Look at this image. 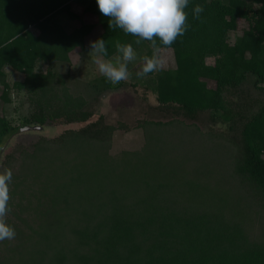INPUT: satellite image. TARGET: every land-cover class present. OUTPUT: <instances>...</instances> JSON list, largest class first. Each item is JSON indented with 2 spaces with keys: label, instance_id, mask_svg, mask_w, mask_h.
Returning <instances> with one entry per match:
<instances>
[{
  "label": "trees",
  "instance_id": "1",
  "mask_svg": "<svg viewBox=\"0 0 264 264\" xmlns=\"http://www.w3.org/2000/svg\"><path fill=\"white\" fill-rule=\"evenodd\" d=\"M69 1L0 0V102H10L12 89L24 90L33 107L18 126L0 116V146L30 125L93 116L83 97L53 86L51 69L35 72L39 62H67L96 27L93 41L107 42L106 59L117 40L138 45L137 37L109 28L96 0H78L95 24L70 12ZM196 5L204 8L200 20ZM64 11L79 27L63 28L56 16ZM185 11V34L160 45L171 50L175 67L157 72L152 90L176 114L192 121L205 114L225 132L178 120L145 122L144 148L116 160L109 156L113 127L100 119L7 154L0 173L11 170L9 185L20 188V201L37 187L35 204L28 198L19 213L33 212L38 223L28 227L31 235L16 229L17 244L0 264H264V0H189ZM239 20L247 28L230 43ZM140 44L153 53L150 42ZM7 68L24 80L10 85ZM120 85L103 77L97 90ZM179 135L186 145L179 146ZM218 148L222 159L209 162L206 150Z\"/></svg>",
  "mask_w": 264,
  "mask_h": 264
},
{
  "label": "rangeland",
  "instance_id": "2",
  "mask_svg": "<svg viewBox=\"0 0 264 264\" xmlns=\"http://www.w3.org/2000/svg\"><path fill=\"white\" fill-rule=\"evenodd\" d=\"M69 4L70 12L78 16L81 15L83 22L95 24L96 18L84 15L82 12L83 7L78 0L69 1ZM56 19L67 32L79 27L80 24L78 20L70 18L67 11L57 14ZM246 28L247 23L244 20H239L237 30L230 32L228 35V42L233 43L235 38L241 35L242 31ZM99 33L100 30L97 27L93 28L90 34L84 38L83 47L68 53L67 62H53L51 64L39 62L35 67V72L37 73H45L48 69H51L54 73L51 81L53 86L60 90L63 84L72 95L83 97L87 103L86 108L93 112V116L85 123L65 124L63 122L52 123L47 121L43 126L30 125L25 130L14 133L5 139L0 146V168L2 167L4 156L11 152L18 154L21 149L31 151L33 144L39 137L55 138L66 130H77L100 119L105 124L113 127L109 156L116 158V160L120 158L123 152H140L144 148L146 138L142 125L145 122L166 123L178 120L184 125L197 126L202 132H225L226 125H211L209 118L205 114L199 116L196 121L187 120L183 116L176 114L173 106H164L157 101V95L152 90L155 75L160 70H168L175 67L173 55L169 49L161 50L158 53L162 62L160 70L140 78L137 77L136 72L140 70L143 58L145 56L151 57L153 53L148 54L149 48L146 45H136L133 48L137 53V59L128 65L131 73L130 79L127 82H121L120 87L117 89L98 91L97 83L104 76L99 73L98 67L92 59L90 42ZM206 62L209 65H213L214 59L207 58ZM6 74L7 77L5 79L10 85L15 81L24 80V74L12 69L7 68ZM60 79L62 80L61 83L58 81ZM206 84L210 88L214 87L213 81L208 80ZM1 92L2 86L0 85V94ZM28 97V94L24 90L15 91L12 89L10 91V102H0V116H6L12 125L18 126L21 123L22 117L30 115L33 111ZM35 126L39 128L36 129L34 128ZM174 126L177 125L174 124ZM183 139V136H177L176 140H178L179 146L186 145ZM189 148L191 149L190 145ZM193 150L196 151L198 156L204 154L202 150ZM206 152L210 159L208 161H212V163H218L224 155V150L221 148L210 152L206 150ZM193 153L189 150V156L193 159H198L199 164L202 159L196 157ZM27 184L30 186V183ZM9 188L11 197L9 208L11 210L7 215V222L15 229V232L16 229H19L25 235H28L31 233L28 227L31 226L35 229L38 222L33 212L21 211L19 213V210L26 208L28 198L32 200L33 205L35 204L34 193L32 191L36 190L37 187L25 190L22 201H20L21 194L18 193L20 188H17L15 192H13V186L9 185ZM15 214L21 217V220H18ZM32 236L35 238V235ZM16 238L15 236L13 240L0 242V257L11 254L10 248L13 249L17 244Z\"/></svg>",
  "mask_w": 264,
  "mask_h": 264
},
{
  "label": "clouds",
  "instance_id": "3",
  "mask_svg": "<svg viewBox=\"0 0 264 264\" xmlns=\"http://www.w3.org/2000/svg\"><path fill=\"white\" fill-rule=\"evenodd\" d=\"M99 11L109 17V28L121 29L126 35L137 37L135 43L150 42L153 55L145 56L137 77H146L149 73L159 71L161 60L158 53L160 45L171 46L187 31V12L189 0H96ZM204 8L196 5L193 9L194 19L200 20ZM159 40V45L157 44ZM92 59L99 73L112 85L127 82L130 79L129 63L137 59V53L131 43L115 41V54L108 56L107 42L103 39L90 42ZM12 180L11 170L0 173V242L13 240L15 229L8 224L10 212L9 201Z\"/></svg>",
  "mask_w": 264,
  "mask_h": 264
},
{
  "label": "water",
  "instance_id": "4",
  "mask_svg": "<svg viewBox=\"0 0 264 264\" xmlns=\"http://www.w3.org/2000/svg\"><path fill=\"white\" fill-rule=\"evenodd\" d=\"M27 128H28V127H27ZM34 128H36V129H37V128H39V127H38V126H35ZM25 129H26V127H25V128H23L22 130H25Z\"/></svg>",
  "mask_w": 264,
  "mask_h": 264
}]
</instances>
